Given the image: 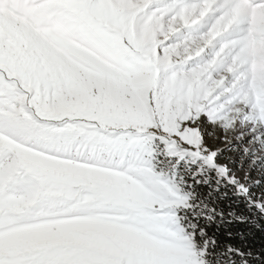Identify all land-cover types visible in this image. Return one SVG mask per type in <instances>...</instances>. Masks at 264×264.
Returning <instances> with one entry per match:
<instances>
[{
  "label": "snow or ice",
  "instance_id": "1",
  "mask_svg": "<svg viewBox=\"0 0 264 264\" xmlns=\"http://www.w3.org/2000/svg\"><path fill=\"white\" fill-rule=\"evenodd\" d=\"M208 4L50 0L54 30L0 18V264H201L152 144L211 164L202 115L264 124L231 59L248 38L220 52Z\"/></svg>",
  "mask_w": 264,
  "mask_h": 264
},
{
  "label": "rangeland",
  "instance_id": "2",
  "mask_svg": "<svg viewBox=\"0 0 264 264\" xmlns=\"http://www.w3.org/2000/svg\"><path fill=\"white\" fill-rule=\"evenodd\" d=\"M49 3L50 0H0V18L10 17L37 29L54 30L56 20L51 16ZM201 29L215 42L220 52L230 51L242 37L248 38L246 45L237 49L231 59L240 68L243 96L250 99L260 113H264V0H256L255 3L253 0H209ZM65 39L72 47L87 48L75 35ZM241 56L246 59V64ZM244 76L246 80L242 79ZM201 124L204 143L209 151L215 153L211 164L218 169L224 167L226 171L222 175L264 213V139L256 136L259 127L264 135V124L238 118L231 128L225 130L219 124H210L204 115L201 116ZM206 155L203 151L196 155L183 148L169 149L161 141L152 144L154 172L172 187L177 196L184 198V203L172 204L167 209L174 218L172 227L182 230L181 234L187 237L190 250L201 264H208L204 252L195 247L192 234L186 230L179 214L189 204L180 172L191 170L193 166L211 167Z\"/></svg>",
  "mask_w": 264,
  "mask_h": 264
},
{
  "label": "trees",
  "instance_id": "3",
  "mask_svg": "<svg viewBox=\"0 0 264 264\" xmlns=\"http://www.w3.org/2000/svg\"><path fill=\"white\" fill-rule=\"evenodd\" d=\"M180 177L189 204L179 214L206 262L264 264V213L212 164L181 170Z\"/></svg>",
  "mask_w": 264,
  "mask_h": 264
}]
</instances>
